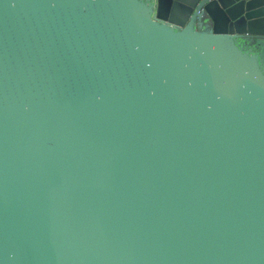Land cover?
I'll use <instances>...</instances> for the list:
<instances>
[{
    "label": "water",
    "instance_id": "95a60500",
    "mask_svg": "<svg viewBox=\"0 0 264 264\" xmlns=\"http://www.w3.org/2000/svg\"><path fill=\"white\" fill-rule=\"evenodd\" d=\"M0 264H264V0H0Z\"/></svg>",
    "mask_w": 264,
    "mask_h": 264
}]
</instances>
